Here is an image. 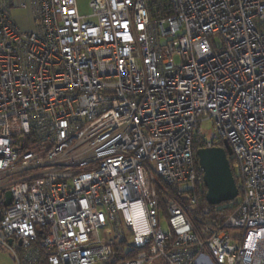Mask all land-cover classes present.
Returning <instances> with one entry per match:
<instances>
[{"label": "built area", "instance_id": "obj_1", "mask_svg": "<svg viewBox=\"0 0 264 264\" xmlns=\"http://www.w3.org/2000/svg\"><path fill=\"white\" fill-rule=\"evenodd\" d=\"M31 1L23 31L0 0V248L16 264H264V0H89V16ZM208 122L203 148L228 141L242 188L222 219L199 207Z\"/></svg>", "mask_w": 264, "mask_h": 264}, {"label": "water", "instance_id": "obj_2", "mask_svg": "<svg viewBox=\"0 0 264 264\" xmlns=\"http://www.w3.org/2000/svg\"><path fill=\"white\" fill-rule=\"evenodd\" d=\"M232 154L228 141L224 142V148H200L196 152L204 173L206 201L211 206L233 202L239 197V188L229 159ZM6 197L5 206L7 207L12 202L11 193L7 192Z\"/></svg>", "mask_w": 264, "mask_h": 264}, {"label": "trees", "instance_id": "obj_3", "mask_svg": "<svg viewBox=\"0 0 264 264\" xmlns=\"http://www.w3.org/2000/svg\"><path fill=\"white\" fill-rule=\"evenodd\" d=\"M204 144H205V140L200 136V131H196L195 136H194V143H193L195 156H196L197 150L200 148H203ZM196 162L198 163L197 157H196ZM235 178H236L239 191H241L242 193L239 175L235 174ZM165 188L168 189L169 191H176L171 186H166ZM199 194H200L199 207L200 208L209 207L211 209V212L208 215L210 219H222L223 217L231 214L236 209L237 204H238V200L236 199L233 202L224 203L219 206L209 205L206 201L207 190H206V187L203 181L200 183V186H199ZM127 258L128 257H125L124 255L118 254L115 261L120 262L121 260L124 261ZM115 261L112 264H116Z\"/></svg>", "mask_w": 264, "mask_h": 264}, {"label": "rangeland", "instance_id": "obj_4", "mask_svg": "<svg viewBox=\"0 0 264 264\" xmlns=\"http://www.w3.org/2000/svg\"><path fill=\"white\" fill-rule=\"evenodd\" d=\"M77 4H78L79 13L81 16L90 15L89 0H78ZM210 40H211V43L217 46L221 44L220 43L221 41L217 37L210 39ZM211 129H212V125L208 122L206 124L202 123L198 131H200V136L204 140H207V139L212 138ZM161 226L165 232L168 231V222L166 219L163 218L161 220ZM110 230H112V226L110 224L100 229V237L103 241H110V238H109ZM128 239L132 240L131 235H128ZM0 264H16L12 253L6 248H0Z\"/></svg>", "mask_w": 264, "mask_h": 264}, {"label": "crops", "instance_id": "obj_5", "mask_svg": "<svg viewBox=\"0 0 264 264\" xmlns=\"http://www.w3.org/2000/svg\"><path fill=\"white\" fill-rule=\"evenodd\" d=\"M25 5V8L21 5ZM12 17L16 25L23 31H33V6L31 0H13Z\"/></svg>", "mask_w": 264, "mask_h": 264}]
</instances>
